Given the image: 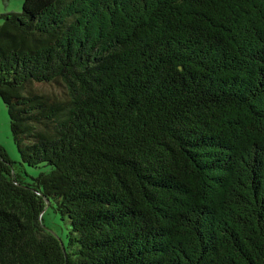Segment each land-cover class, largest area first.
<instances>
[{
  "label": "trees",
  "instance_id": "obj_1",
  "mask_svg": "<svg viewBox=\"0 0 264 264\" xmlns=\"http://www.w3.org/2000/svg\"><path fill=\"white\" fill-rule=\"evenodd\" d=\"M0 18L21 157L0 145V264H264V0H22Z\"/></svg>",
  "mask_w": 264,
  "mask_h": 264
},
{
  "label": "rangeland",
  "instance_id": "obj_2",
  "mask_svg": "<svg viewBox=\"0 0 264 264\" xmlns=\"http://www.w3.org/2000/svg\"><path fill=\"white\" fill-rule=\"evenodd\" d=\"M22 0H0V13L5 11H19L21 9ZM2 18H0V23ZM40 87L50 88L49 85H40ZM0 145H2L10 158L16 162L21 160L20 154L13 141L10 130L9 116L6 106L0 97ZM25 178L30 180L31 176L37 175L41 171L49 170L50 166L47 164H40L38 166H30L24 164ZM43 225L52 233L60 237L63 241H67L66 233L69 228V221L63 219L52 206H47L44 210Z\"/></svg>",
  "mask_w": 264,
  "mask_h": 264
}]
</instances>
